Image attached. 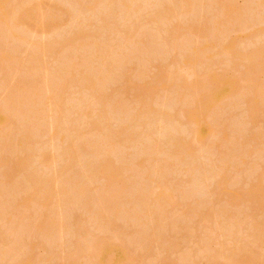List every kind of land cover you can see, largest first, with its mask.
Masks as SVG:
<instances>
[{
  "label": "rangeland",
  "instance_id": "obj_1",
  "mask_svg": "<svg viewBox=\"0 0 264 264\" xmlns=\"http://www.w3.org/2000/svg\"><path fill=\"white\" fill-rule=\"evenodd\" d=\"M123 1L124 0H46L41 5L42 8L40 6L41 10L39 8V10L34 12L33 16L34 19L37 16L36 19L27 21V29L25 28L26 30H24L25 34L24 41H22L23 43L15 40L10 41L11 43H7V45L10 46H6V48H10L8 50L6 49L7 53L4 55L0 53V70L4 69L2 66H6V69L8 68V71H6V73L8 72L7 75H5L6 73L4 74V72L3 74H0V115L4 116L6 119V123H3L1 125L2 127H0V137H3L5 134L6 136H4L8 141L10 140L9 142L12 143L14 140L12 148L9 147V150L5 148V151H0V159H3L2 162L5 161V166L4 164L2 165L0 161V195H2L0 196V203H5V205H0V230L2 229L0 233L1 237L2 233L6 234L7 231L5 228L7 225L4 223V226L3 222L9 220L14 224L13 231L17 228L16 232H18H15L17 235L16 237L14 232L11 231V227L8 226L9 229L7 227V230H10L8 232L9 234H3L5 237L7 236L8 238H6L10 241L13 239V242L11 241V244L9 243L10 247H5L3 245L0 246V264H16L15 262H17L18 259H22L23 261L29 260L32 264H113L114 262L111 258L113 259L115 256L114 251H116L117 254L120 252L119 256L122 257L120 263L117 264H264V99L260 96L264 88V64L259 73L253 72V74L249 73L245 66L246 63L244 64L241 60L238 61L237 59H234L236 61H231L233 60L232 58L231 60L228 56H224L223 58L222 55L220 58H218V56L216 58L214 57V60L209 59L211 62H206L204 61L206 58L202 54L205 51L204 47H206V45L212 41L213 43L221 41V39L219 41L216 39L222 34L221 29L223 26H225L223 31L226 32V35L223 34L224 36H222V40L226 36V38L228 37L226 41L229 42L235 39V42L238 43V45L244 41V43H242L243 45L240 44L242 46H237L238 50L245 46L248 47V36L251 33L254 36L250 35V40L259 43L260 46L251 41L254 45L250 43L249 45L251 46H249V48L245 47V53H248V51L251 52L255 49V45L263 48L264 6L262 7V5H260L261 0H230L232 5L234 3V6L230 4L232 8L234 7V9H232L234 12H232L233 14L231 15H236L237 21V15H244L242 21L239 19L241 22H235L236 19L234 20V17L231 16V20L233 21L230 22V24L226 21L227 25H224L226 23L222 24L224 19L215 22V20L217 21V19H219L220 13L224 14V12H220L221 8H218L216 5L217 0L216 2L215 0H206V2L205 0H202V2L198 0V2H201L198 4L197 0H191L193 5L196 2V5L199 8L194 5L193 7L196 6V11H194L193 8L191 11H185L186 13L179 9L180 5V8H184V4L182 5L181 3L186 0H143L144 2L142 0H136L135 5L137 4L142 11L140 10L137 12L139 9L133 11L135 14H131L130 12L129 14L131 16H128L126 13V16L128 17L125 19L128 20L130 17L128 20L129 22L125 19L123 20L125 11L121 12L119 8L120 2ZM126 1L129 2L130 0H125L124 2ZM12 2L14 1L9 0L7 6L12 5ZM74 2H77V5H75ZM138 2L142 6H140ZM213 2H215L213 4L214 6L212 5ZM218 2V5H223V3H220L222 1L218 0ZM34 3H37V0H34ZM143 3H145V5ZM93 4L98 8L96 6L95 8H90V5L92 6ZM206 4L207 6L202 7V5ZM57 6H60V9L63 7L67 10L73 18L70 15L67 16V13L66 15L63 14V9L60 11L57 10ZM87 6H89L90 9ZM260 6L262 8H260ZM168 7L170 9L173 7L177 9L178 7V14L175 12V15H177L176 18L178 19L175 20L173 18L175 15L171 17L168 23L156 19L161 14L159 11L162 9L165 10ZM201 7L205 9H202ZM243 8L244 10L242 12ZM72 11L75 13H73L74 16ZM240 11L241 13H239ZM157 12L159 14H157ZM179 12L181 16L178 17ZM182 12L184 14H182ZM236 12L239 14H235ZM77 14L79 16L78 20L76 19ZM99 14H101V16ZM47 15L51 21L52 17L60 22L62 19L61 24L59 25L58 23L59 27H56L57 31H53L55 34L57 33L56 35L53 32H50V30L48 32V30L44 29L43 25H40L41 22L47 18ZM104 15L108 16L104 17ZM42 16L44 18H42ZM69 16L71 17V20L76 19V21L74 20L75 23L70 22V20L66 21V19H69L66 17ZM100 18L102 19L99 20ZM47 19L45 20L46 22H48ZM114 19L115 24H112L114 21L112 23L111 21ZM37 20L40 22L39 26H37ZM45 21L44 23H46ZM56 21H52V24L56 25ZM77 21H80L78 23V28L76 24ZM102 21L103 23L105 22V24H103ZM116 22H118V24H116ZM154 22H156L155 25ZM213 22L217 25L222 24V28L219 29V31L221 30V33L219 34L218 30L216 31L219 34L216 33L218 37L214 34V30L216 29L213 30L214 33L208 34V32H211L210 30L213 29ZM65 24L68 25L65 26ZM85 24H87V26ZM216 24L214 26H217ZM220 27L221 25L219 27L217 26V28ZM112 28H114L115 31ZM126 28L131 29L127 30ZM133 28L137 30V33L135 32L137 35L133 33ZM159 28H161L160 31ZM166 28L170 30L167 29L168 31H166ZM188 28H191L190 30L192 31L195 29V34L193 35L194 31H191V35ZM184 29L187 31H184ZM245 29L247 30L245 31ZM80 30L81 32L84 31L87 35V42L84 40L85 43L82 40L77 42V38L75 37ZM85 30H87V33ZM118 30L120 31L118 32ZM123 30L124 32L122 33ZM125 30L128 32L130 30L132 31L134 36L132 35L130 38L133 39L130 40L129 38V40L127 39L125 41L126 38H123V36L125 37L123 34L128 33L125 32ZM164 30L165 35L164 32H162ZM185 32H188V34ZM70 34H73V36H70ZM154 34L157 35L155 36ZM159 34L162 35L160 36ZM90 35L92 37H90ZM190 35L191 37H189ZM69 37L72 38V42L75 40L73 42L74 45L75 42H77L76 46L78 50L73 44L71 48L67 46L62 47V49L64 48L65 50H62L61 45H58V43L63 44V40L66 41L67 39V41H70L68 40ZM90 39L93 42H91ZM52 42H55L53 44L57 45L52 46ZM33 43L37 49L32 45ZM78 43L81 45L79 46ZM195 43H197V45H194ZM88 44L91 47H89ZM93 44L96 46L99 44V48L103 44V49L104 46L106 49L111 46V48H108V51H102H107L105 52L106 54H103L105 57L108 55V62L110 63L101 64L102 61H99V59L104 55L102 52L99 54V51L95 49L96 46L93 48ZM186 46L189 47V49L198 46L197 50L200 51L199 53H201L205 59L202 55L195 52L194 57L192 53H189V57L191 56L192 59H194L191 64L186 55L187 51H189L188 49L185 51L187 48ZM253 46L254 48H252ZM51 47L52 50L50 49ZM90 48L93 50L90 51ZM193 49L195 51V48H192L191 50ZM41 51H44L42 56L40 53ZM61 51L62 53H60ZM83 52H85L84 54L87 56H85ZM38 53L43 58L40 59ZM65 53H72V56H70L71 54H68L69 58H64V56H66ZM80 53L83 54V57ZM89 53L93 54V57L91 54L89 55ZM32 54H35L37 57H34V59L39 58V62H42V66L40 65V68L42 67L40 71L32 69L33 67L27 68V65L30 63L32 64V62L37 64L36 61L38 60L34 62ZM109 54L113 56L111 57ZM196 54L197 57H195ZM95 55L98 56L96 57ZM99 55L101 56L99 57ZM61 56L64 59H62ZM73 57L76 58V61L79 60L80 62L79 64L81 66H79V70H81V67L86 64V61L93 63V60L99 57L96 60L97 63L94 61L93 64L87 63L88 65H85L86 68H88H83L85 71L83 72L84 78L85 76L87 78L91 75L95 80L97 77L100 78L101 75L104 78V83L102 82V84H105V86L102 84L97 85L98 87L94 85L95 92L93 93L92 89L94 86L92 87L89 84L86 85L87 83L85 82V84L82 80L80 81L79 77L76 79L78 81L71 79V83L69 82L71 85L68 84L66 86V91L65 89H62L59 92V88L54 91V93L58 92L55 96L60 94V97L58 96L60 102L52 93L55 102L58 100L59 106L63 108L61 109L53 100H47L46 97L49 96V91L45 88L44 81L48 78L49 82H54L53 78H55V81L59 86V80L63 78L62 76L65 73V69L62 68L69 66L70 62L78 64V62L72 61ZM110 57L114 60V63L112 62V64L111 61L113 60ZM195 58H197V60ZM65 59H69V61L67 60L69 63ZM186 59L188 60L187 62H189L188 65L186 62V64H184V60ZM115 60H117V62ZM66 64L67 66H65ZM113 64H116V67H114ZM119 64L122 65L120 66ZM104 67H106L105 71H103ZM98 68H100L99 71L97 70ZM109 69L113 70L110 72ZM35 70L37 72H34ZM97 71L98 73H96ZM106 72L108 74H105ZM102 74L104 76L106 75L107 78H110L107 79L109 81H106V76L104 77ZM210 76H213L214 79L212 80ZM86 80L88 81V78ZM222 80L228 82V85L226 84L227 87L224 86L226 93L224 92L225 94H222V97L218 101H214V96L217 93V90L220 92L222 86V83L220 82H223ZM74 81H76L77 84L74 83ZM72 82L74 84H72ZM53 85L56 87V84ZM100 85L103 87H100ZM27 87L33 89L35 87H38L37 89L41 87L42 89H46L45 91L48 93L44 91L46 93V95H43L44 98H46L44 99V106L46 104L48 106L46 105L45 108L49 107V104L52 106L50 107V111L46 108L48 113L45 111V115H41V113L38 115L37 110L33 109V114V110L31 109V111H28V115L26 114V116L20 118L21 115L14 117V114L12 115L6 111V96L8 97L10 95L9 93L16 94L21 92L23 88L27 91ZM55 89L57 88H53V90ZM99 89L101 90L99 91ZM49 90H52V88ZM98 91V94L100 95L97 94ZM182 93L185 95L184 97L182 96ZM30 94L32 96H30ZM52 94H50V96ZM28 96L34 98L33 93L31 92H28ZM28 96L25 95L23 97L26 98L25 100L23 99V105L25 106L29 105L28 100L31 99H27ZM61 96H63L64 100H62ZM102 96L103 98L106 96L110 99H105L109 101V106L105 104L106 101L103 100ZM95 97L100 100H97ZM55 98H57V100ZM32 100L34 99L30 100L31 104ZM45 100H47V102H45ZM4 101L6 103H4ZM114 103L117 105L115 110H113L115 106ZM36 104L34 102V108H36ZM206 104L213 105V109L211 111L207 110ZM39 105L40 104L37 106ZM55 105H57L59 113ZM84 105L89 108L88 110L90 111V114L87 113L88 117L85 116L83 118L81 116L80 108L83 110ZM141 105L144 107H141ZM23 107L24 106H22V109ZM30 107L32 108L31 105ZM107 107H112V109L110 108V110ZM140 107L142 108V111L139 112ZM146 107L154 110L150 111V114L153 112L152 116L150 115L146 117L149 115ZM25 108L28 109V107ZM144 108L147 110H143ZM76 110L77 112L79 111L80 114H77ZM25 112H27V110H25ZM29 112H32L33 115L37 116L33 117L31 113L32 116H30ZM99 112L101 116L98 114ZM165 112L168 116L163 115ZM142 113H145L143 116H145L146 120H144V122L146 124L142 122L144 118L140 121ZM160 113L166 117L163 118ZM40 115L44 118L42 119ZM136 116H138L137 119L139 121L135 119ZM42 120H44V122ZM27 121L30 122V124L33 121L31 125L35 122V127L33 125L31 131L33 134L30 135L31 139L29 138V144L25 145L20 150L22 145L19 143L16 144L15 139L17 138L19 141L22 137H20V134L22 133L21 131H23L22 128H25V125L29 124ZM36 122H38V124H36ZM41 123L42 128H39ZM159 123L160 126L158 125ZM100 124H103V128H101L102 125ZM96 125L99 126V129L103 133L100 132V130H98L99 134L97 133V130L93 127H96ZM36 126L38 129L34 131ZM63 127L68 130L70 129L69 131L71 135L65 136L67 130ZM74 129H78V131H76L79 132L78 135L76 132L75 134H73L74 132H71V130ZM124 129H126V131H123L125 133L120 135L118 131L121 130L120 133H122V130ZM61 131L62 133L64 131L62 136L65 134L64 136L67 137L65 138L66 140H61L59 134V137L57 136V133H60ZM117 135H120V137ZM222 135L224 139L222 138ZM257 135L262 136L261 142H263V145L262 143L260 145L257 144V140L251 141L252 138ZM72 136H75V139L77 138L76 142H74L75 140H72L73 142H71V139H74ZM53 137H58V139L55 138L53 140ZM6 138H3V140L5 139V142ZM107 139H111L109 140L111 142L109 143ZM175 141H178L177 144H175ZM245 141L246 143H244ZM69 142L70 144L73 143V145L78 144L77 146H74L76 149L71 148L73 151L70 150ZM89 142H94V145ZM248 142H251V144ZM85 143V148L87 145H89V147L92 145L93 147L90 149L89 147L88 149H84L82 144ZM111 143L112 149L108 152L112 153L108 156L109 153L104 154V148ZM243 143L248 148H246ZM8 144H6V146ZM15 144L19 150L16 149L17 147ZM96 145L99 150L103 148L101 150L102 152L99 150H93V152L96 151V153L92 152V149ZM181 146L184 148L182 149V152L185 150V154L181 153V155H179L180 157H178L177 152H179ZM241 146L245 147L247 150ZM249 148H251V150ZM77 149L78 151H76V154L78 152V158L75 155V150ZM94 149L97 148L95 147ZM70 151L74 152L73 155L76 156L77 164L75 163L76 161L74 164L71 162L73 165L69 163ZM88 151H90V153ZM244 151L246 153L248 151L249 153L245 154ZM91 152L93 154L92 156H90ZM104 157L106 159H112L111 161H114L113 163H115L114 166L119 169L121 167L123 171L120 169L122 172L120 173L119 178L115 179L116 182H113L114 184L112 183V185H110L111 187L109 186L110 190H108V188L107 191H105L101 187V181L105 183L104 180H98V182L94 181L95 183H91V187L86 184L87 187H89L87 194L91 192L90 194H92V196L90 197V194H85L86 196L83 198L82 196L84 194L80 195L81 193H79L80 191L78 189L79 186L76 187L78 181L81 183V180H78V178H81V176L84 178L82 173L84 170L82 171V169L87 168V166L91 167V163H93V165L94 163L97 164V162L102 161ZM140 159L143 165L140 164V166H137L136 163H138ZM18 162L21 163L19 164ZM43 162L48 165L47 167L49 169L46 165H43ZM17 165H21V167L18 168ZM221 172L222 174L224 172L223 176ZM54 175L60 180L59 182L57 181L58 185L60 184L62 186L64 185L63 187H66L64 188L65 190H63L64 195L61 194L62 197H60V200L62 198L61 201L64 202L65 200V202L69 204L64 205L65 202L63 203L60 201L59 205L56 203L53 207L49 206L47 211L45 209L43 212L41 211L42 208L40 209V207L34 202L21 205L17 210L11 209L12 206L10 202L12 201H10V199L15 198V201L13 202H17L16 200L18 198H16L15 195H17V197L20 196L18 195L19 191H22L20 194L23 195L25 192L23 189L25 190L29 186L28 189L31 188V181L28 183L29 180L37 177L46 180L45 177L53 178ZM202 175L208 177L203 178ZM74 178L76 179V182H73L75 181ZM201 180L203 181L201 182ZM84 181L85 180L82 179V183ZM55 185L56 187L58 186L57 184ZM16 186L17 188L19 187L18 191ZM68 186H70L69 188H72L69 189ZM57 188L60 190V187ZM98 191H105L106 193L109 191L108 195L112 197L105 196L106 193L104 194L105 197L114 198L115 196L114 199L120 201L118 202L116 200L119 204V209H117V213L114 212L115 215L112 216L115 217L111 218V220L113 219L114 221V227H118V231H114V227L112 228L113 231L110 232L108 231L110 229H106L107 232L104 229L100 207L103 209L105 208L97 200L102 195L99 192L100 197L97 196ZM149 192L150 194H153V196H160L159 199L161 200V202L157 200L158 202H155L156 204L154 201H150L151 204L148 203L149 206H152L150 208L153 209L154 207L155 209V206H157L158 203H163L164 200L171 201L170 205L164 215H161L160 218L157 217L158 220H141L140 222H137L134 218H130L132 210L136 207L139 208L140 206L137 205V202V204L134 202L141 197H147L145 194ZM70 194L72 196H70ZM57 196L58 194L56 197ZM137 196L140 197L137 199ZM65 197L68 199L70 197V200H72L71 197L74 198L72 202L67 199L71 202L70 203L66 201V199L63 200ZM94 199H96L97 202H95ZM93 200L97 205H95ZM108 201L106 202L108 203ZM13 202L12 205L15 206ZM17 203H15V207L19 206V203ZM98 203L99 206L101 205L100 207L98 206ZM153 204H155V206H153ZM55 205L59 208L55 207ZM115 205L118 207L116 203ZM131 206L134 207L132 208ZM106 207L108 208V206ZM51 208H55V210H51ZM12 210L15 213L12 212ZM128 210H130V212ZM40 211L42 214L46 213L45 216L47 215L46 217L48 218L50 216L52 219L55 217L56 219L54 218V220L58 223L60 220L62 224L63 222L65 223L63 224V227L60 226L61 229L58 228V231L61 234L56 233L57 230H55L56 235L54 233L49 234V232L52 231L47 232V236L50 235L49 237H53L55 241L53 238H48L46 236V233H44L46 230L38 229L37 226L39 225L42 227V225L49 224L47 222H45L46 224L43 223L46 217L40 214ZM48 211L49 213H47ZM53 211L55 215H53V213L50 214V212ZM197 212H202L206 216L205 219H199L197 217ZM126 213L131 215L128 217ZM48 214L50 216H48ZM154 214H157V211L154 212ZM104 215L106 214L104 213ZM107 215H109V213H107ZM3 217L5 218V221ZM153 217L155 218V216ZM41 218L43 219L42 222ZM73 219H75L77 223L79 222L81 227L80 225L77 227V224H75V227H72L74 226L72 225L73 222L71 223L69 221H72ZM97 219H100V222ZM68 222L71 225H68L69 227L67 226ZM9 224L11 225V223ZM98 224H100L105 232L101 230L102 228H100V226L97 227ZM57 227L59 226H56L55 228ZM62 228L68 230L67 233H65V230L63 231L64 235H62L63 232L60 231L63 230ZM44 229L46 228L44 227ZM10 232H13V235ZM57 234L58 236H63L61 237L62 239L60 238L61 241L59 240L62 245L59 244L60 242L58 241L59 238ZM20 238L25 244H27V246L26 250H24L25 248H23V245L25 246V244H22V240V243H17L19 246L22 244L20 247H22L25 252H21L22 248L21 251L19 250L22 255L20 254L19 256L16 254L18 252H15L14 254L17 255L15 259L16 255L12 254V247H15V245L13 246L14 239L19 242ZM1 240L2 239L0 238V243L2 242ZM6 242L5 244H7ZM56 243L59 245L57 248L58 250L56 249ZM31 244H33V246ZM28 245L32 246L31 250ZM100 245L105 247V250L109 255H106L107 257H103L102 260L98 261L99 255L96 254L95 249ZM2 247L5 248L3 249ZM16 249L17 247L14 248L15 251ZM53 253L55 254L53 255Z\"/></svg>",
  "mask_w": 264,
  "mask_h": 264
},
{
  "label": "bare ground",
  "instance_id": "obj_2",
  "mask_svg": "<svg viewBox=\"0 0 264 264\" xmlns=\"http://www.w3.org/2000/svg\"><path fill=\"white\" fill-rule=\"evenodd\" d=\"M12 1H14V2H12L11 4L12 5H8L7 6V2H9V0H0V53L2 54V55H4V54H6L7 52V50L8 49H10V48H6V46H10V45H7V43H11L10 41H13V40H15V41H24V30H26L27 28H26V25H27V21L28 20H33L34 19V12L35 11H37V10H39V8H40V6L46 1V0H37V3H34V0H12ZM95 1H97V0H95ZM101 1V0H100ZM120 1V0H119ZM125 1V0H124ZM120 2V11L121 12H124L125 11V15H124V18H123V20L126 18L127 19V17L130 15L129 13L131 12V14H135V12H133V11H137L138 9H139V7H138V5L136 6L135 5V1L136 0H130L129 2L128 1H126V2ZM143 1V0H142ZM142 1H140V2H142ZM145 1V0H144ZM143 1V2H144ZM147 1V0H146ZM168 1V0H167ZM183 1V0H182ZM196 1V0H195ZM194 1V2H195ZM201 2H202V0H200ZM204 1V0H203ZM219 1H222V2H220V3H223V5L221 4V5H218L217 4V2H218V0H217V2H216V0H215V2H216V5L218 6V8L220 7L221 9V11L220 12H224V14L222 13H220V17H219V19H217V21L215 20V22H219V20L221 19H224V21L222 22V24H224V23H226V24H224V25H227V22H228V24H230V22H232L233 20H231V16H233V15H231V14H233L232 12H234L232 9H234V7L232 8V6H234V3H233V5L231 4V1L230 0H219ZM257 1H259V0H257ZM149 2V1H148ZM184 2V1H183ZM181 3L183 6H184V8L183 7H181L180 8V6H179V9H181L180 11H183V12H187V11H191V9H193L194 11H196V2L194 3V5H196L195 7H193L194 5H193V3L191 2V0H186L184 3ZM201 2H198V0H197V4L198 3H201ZM205 2H206V0H205ZM215 2H213L212 3V5L215 3ZM230 2V3H229ZM77 2H74V4L75 5H77L76 4ZM94 3V2H93ZM96 3V2H95ZM121 3H122V5H121ZM139 3V2H138ZM177 3V2H176ZM204 3V2H203ZM219 3V2H218ZM261 3V4H260ZM259 4L260 5H262V7L264 6V0H261V2H260ZM140 4V3H139ZM144 5H145V3H143ZM175 4V3H174ZM178 4V3H177ZM208 4V3H207ZM207 4L206 5H202V7L203 6H207ZM232 6H231V5ZM97 5H98V2H97ZM209 5V4H208ZM96 6V5H95ZM95 6H94V4L91 6L90 5V8H95ZM140 6H142L141 4H140ZM178 6V5H177ZM214 6V5H213ZM88 8H89V6H87ZM86 7V8H87ZM97 7V6H96ZM201 7V8H202ZM261 6H260V8H262ZM41 8H42V6H41ZM41 8H40V10H41ZM55 8H56V6H55ZM89 8V9H90ZM98 8V7H97ZM197 8H199L198 6H197ZM63 9V10H62ZM100 9V8H99ZM172 9H176V8H166L165 10H161V11H159L161 14L159 15V17H157L156 19H158V20H162V21H166L167 23H168V21L171 19V17L173 16V15H175V12L178 14V11H179V9H178V7H177V9L176 10H172ZM202 9H205V8H202ZM223 9V10H222ZM57 10H62V12H63V14H65L66 15V13H67V16L68 15H70L69 14V12L67 11V10H65L63 7H61V9H60V6L58 7L57 6ZM88 10V9H87ZM94 10V9H93ZM97 10V9H96ZM95 10V11H96ZM142 11V9H139L137 12H139V11ZM178 10V11H177ZM243 10H244V8L242 9V12H243ZM65 11V12H64ZM67 11V12H66ZM86 11V10H85ZM193 11V12H194ZM88 12H90V11H88ZM99 12V11H98ZM119 12V11H118ZM136 12V13H137ZM182 12V14H184ZM185 12V13H186ZM47 13V12H46ZM74 12L72 11V14H73ZM78 13V12H77ZM95 13V12H94ZM93 13V14H94ZM107 13H108V11H107ZM114 13H115V11H114ZM128 14V16H126L127 14ZM239 13H241V11L239 12ZM239 13H235V14H239ZM246 13V12H245ZM48 14V13H47ZM75 14V13H74ZM74 14H73V16H74ZM92 14V15H93ZM102 14V13H101ZM101 14H99L100 16H101ZM111 14V13H110ZM112 14H113V12H112ZM137 14H139V13H137ZM157 14H159L158 12H157ZM188 14H190V13H188ZM243 14V13H242ZM247 14V13H246ZM43 15H46V14H43ZM244 15V14H243ZM243 15H237V17H238V21H237V18H236V15L235 16H233L234 17V20L236 19V21L235 22H241L242 21V17H243ZM40 16V15H39ZM71 17H72V15H70ZM66 17V18H69V19H66V21L67 20H70V22H73V23H75L74 22V20L76 21V19L78 20L79 18V16H78V14H77V18L76 19H70L71 17ZM97 16H98V14H97ZM106 16H108V15H104V17H106ZM117 16H118V14H117ZM116 16V17H117ZM131 16V15H130ZM176 16L177 15H175V16H173V18L176 20V19H178V18H176ZM179 16H181V14H180V12H179V15H178V17ZM221 16H223V17H221ZM37 17V16H36ZM36 17H35V19H36ZM51 17V16H50ZM57 17V16H56ZM62 17V16H61ZM110 17V16H109ZM233 17H232V19H233ZM42 18H44L43 16H42ZM47 18H48V15H47ZM47 18H45V20L47 19ZM73 18V17H72ZM96 18V17H95ZM103 18V17H102ZM102 18H100L99 20H101ZM111 18V17H110ZM113 18V17H112ZM115 18V17H114ZM119 18H121V17H119ZM153 18V17H152ZM172 18V19H173ZM245 18V17H244ZM34 19V20H35ZM39 19V18H38ZM54 18L52 17V21L54 22V21H56L55 19L53 20ZM58 19V18H57ZM125 19V20H126ZM130 19V17L128 18V20ZM154 19V18H153ZM155 19V20H156ZM239 19H241V21H239ZM44 20V21H45ZM128 20H126V21H128ZM157 20V21H158ZM39 20H37V22H38ZM42 21V20H41ZM44 21L43 22H41V24H40V22H38V25L37 26H39V24L42 26L43 25V27H44V29L45 30H48V32H49V30H50V32H53L54 30V32H56L57 30H56V27H59V25L61 24V22H62V19H61V22L58 20V21H56L55 23H56V25L55 24H52V21H51V19L49 20V18L47 19V21L48 22H46V23H44ZM49 21H50V23H49ZM81 21V20H80ZM80 21H77V28H78V23L80 22ZM114 21V23H112ZM117 21V20H116ZM151 21H152V19H151ZM227 21V22H226ZM69 22V23H70ZM107 22V21H106ZM119 22V21H118ZM118 22H116V24H118ZM123 22V21H122ZM129 22V21H128ZM171 22H172V20H171ZM171 22H169V23H171ZM44 23V24H43ZM49 23V24H48ZM58 23H59V25H58ZM68 23V24H69ZM83 23V22H82ZM87 23V22H86ZM102 23H103V21H102ZM111 23L112 24H115V19L114 20H112L111 21ZM130 23H132V22H130ZM155 23L156 22H154V25H155ZM158 23V22H157ZM162 23H164V22H162ZM68 24H65V26L66 25H68ZM81 24V23H80ZM84 24V23H83ZM103 24H105V22L103 23ZM126 24V23H125ZM158 24H160V23H158ZM172 24H173V22H172ZM216 24V23H215ZM214 24V22H213V29H211L210 31L211 32H208V34L210 33H214V31H215V35H217L218 34V32H219V34L221 33V30H222V34H220V37L218 38V39H216V40H220L221 39V41H219V42H214L213 43V41L211 42V43H209L208 45H206V47H204L205 49V51L202 53L204 56H205V58L207 59H205L204 57H203V55L201 54V53H199L200 51L199 50H197L198 48V46H196V47H192V48H195V51H194V49L193 50H191V49H189V47H187L186 49H185V51L188 49L189 51H187V57L189 58V62L191 63L194 59H192V57L190 56L189 57V53H192V55H193V57H194V55H195V53H197V54H200V55H202V57L205 59L204 61H210L209 59H211V60H214L217 56H218V58H220V56H222L223 55V58H224V56H228V57H230V60H231V58L233 59V60H231V61H236V60H234V59H237L238 61L239 60H241L242 62H244V64H245V66L247 67L246 69H248V71H249V73H253V72H256V73H259L260 71H261V67H262V65L264 64V46H263V48H260L259 46H260V44L259 43H256L255 41H253V40H250V38H251V36L250 35H253L252 33L251 34H249V36H248V38H249V40L247 41V45H248V47L247 46H245L246 48H249V46H251V45H249L250 43L251 44H253L251 41H253L255 44H257V45H259V46H257V45H255L256 46V48L255 49H251L252 51L251 52H249L248 51V53H245V47L244 48H242V49H237V46L239 47V45L240 44H242V43H244V41L242 42V43H240L239 45H238V43H236L235 42V39L234 40H231V41H226V39L228 38H226V36L224 37V39L222 40V36H224V35H226L225 33V31H223L224 29V27L225 26H223V28H222V24H220L221 25V27L220 28H217V26L219 27L220 25H217V26H214L215 25ZM51 25V26H50ZM86 26H87V24H85ZM84 25V26H85ZM107 25V24H106ZM127 25V24H126ZM133 25V24H132ZM157 25V24H156ZM63 26V25H62ZM80 26H82V25H80ZM79 26V27H80ZM103 26V25H102ZM161 26V25H160ZM166 26V25H165ZM171 26V25H170ZM103 27H105V26H103ZM129 27V26H128ZM136 27V26H135ZM134 27V28H135ZM167 27V26H166ZM191 27V26H190ZM216 27V28H215ZM26 28V29H25ZM60 28H61V26H60ZM106 28V27H105ZM108 28V27H107ZM118 28V27H117ZM133 28V33H137V30H135ZM137 28H138V26H137ZM158 28V27H157ZM165 28V27H164ZM164 28H162V29H164ZM176 28V27H175ZM174 28V29H175ZM178 28V27H177ZM212 28V27H211ZM222 28V29H221ZM255 28V27H254ZM258 28V27H257ZM263 28H264V25H263ZM85 29V28H84ZM87 29V28H86ZM112 29H114V28H112ZM127 30H129V29H131V28H126ZM160 29L161 28H159V31H160ZM168 28H166V31H168V30H170V29H168ZM191 29V28H190ZM189 28H188V31L190 30ZM193 29V28H192ZM214 29H216V30H214ZM219 29H221L220 31H219ZM250 29V28H249ZM256 29V28H255ZM127 30H125V32H128ZM214 30V31H213ZM218 30V32H216ZM247 29H245V31H246ZM251 30V29H250ZM83 31V30H82ZM87 30H85V32H86ZM114 31H115V29H114ZM120 30H118V32H119ZM131 31V30H130ZM128 32V33H126V34H123V35H125V37L123 36V38L125 39V41L128 39L129 40V38L130 37H132V31L131 32ZM184 31H187L186 29H184ZM192 30H190V32H191ZM194 31V32H193ZM193 35L195 34V29H193ZM242 31V30H241ZM256 31H257V29H256ZM53 32V33H54ZM117 32V31H116ZM124 32V30L122 31V33ZM162 32H164V35H165V30L164 31H162ZM170 32V31H169ZM168 32V33H169ZM190 32H189V34H190ZM192 32H191V35H192ZM197 32V31H196ZM87 33V32H86ZM135 33V35H137ZM140 33V32H139ZM138 33V34H139ZM157 33H158V31H157ZM167 33V32H166ZM186 33V32H185ZM217 33V34H216ZM253 33H254V31H253ZM256 33H258V32H256ZM55 34V33H54ZM57 34V33H56ZM55 34V35H56ZM74 34H76V33H74ZM89 34V33H88ZM186 34H188V32L186 33ZM200 34V33H199ZM213 34V35H214ZM218 34V35H219ZM224 34V35H223ZM47 35V34H46ZM155 35V34H154ZM157 35V34H156ZM155 35V36H156ZM160 36L162 35V34H159ZM191 35L189 36V37H191ZM218 35H217V37H218ZM257 35V34H256ZM70 36H73V34L71 35L70 34ZM75 36V35H74ZM134 36V35H133ZM247 36H246V38H247ZM254 36V35H253ZM76 38H77V42L78 41H83L84 43H85V41H86V38H87V35L84 33V31L83 32H81V30H80V32L78 31V35L77 36H75ZM74 37V38H75ZM90 37H92L91 35H90ZM137 37V36H136ZM164 37V36H163ZM161 37L162 39H164V38H166V37ZM168 37V36H167ZM216 37V36H215ZM257 37V36H256ZM67 38V37H66ZM73 38V39H74ZM153 38H154V36H153ZM158 38V37H157ZM65 39V38H64ZM72 38H68V40H70V41H67V39H66V41L65 40H63V44H61V43H58V45L60 46L61 45V49H62V47H72L73 45H74V41L75 40H73V42H72V40H71ZM131 39H133V38H130V40ZM136 39V38H135ZM155 39V38H154ZM160 39V38H159ZM161 39V40H162ZM245 39V38H244ZM258 39V38H257ZM85 40V41H84ZM166 40V39H165ZM58 41V40H57ZM90 41H91V39H90ZM133 41V40H132ZM177 41V40H176ZM51 42V41H50ZM59 42V41H58ZM64 42H66V43H64ZM69 42V43H68ZM77 42H75V45L74 46H76L77 45ZM87 42V41H86ZM89 42V41H88ZM91 42H93V41H91ZM162 42V41H161ZM169 42H170V40H169ZM190 42V41H189ZM23 43V42H22ZM53 43H55V42H52L51 44H52V46L53 45H57V44H53ZM82 43V42H81ZM125 43V42H124ZM128 43H129V41H128ZM164 43V42H163ZM166 43H168V42H166ZM264 43V42H263ZM73 44V45H72ZM79 44V43H78ZM92 44V43H91ZM101 44V43H100ZM192 44H193V42H192ZM30 45H31V43H30ZM33 46H34V43L32 44ZM35 45H36V43H35ZM62 45H65V46H62ZM81 44H79V46H80ZM98 46H99V44H97ZM103 45V44H102ZM102 45L100 46V48L98 47V46H96V45H94L93 44V48H94V46H96V48L95 49H97L99 52V54L103 51V50H107L108 51V48L110 47L111 48V46H109L107 49H106V47L104 46V49L102 48ZM105 45V44H104ZM177 45V44H176ZM194 45H197V43H195ZM243 45V44H242ZM242 45H240V46H242ZM254 45V44H253ZM262 45H264V44H262ZM88 46H89V44H88ZM88 46H86V47H88ZM166 46H168V45H166ZM169 46H170V44H169ZM168 46V47H169ZM34 47H36V46H34ZM85 47V48H86ZM89 47H91V46H89ZM174 47H175V42H174ZM191 47V46H190ZM73 48H75V47H73ZM79 48V47H78ZM83 48V47H82ZM81 48V49H82ZM171 48V47H170ZM241 48V47H240ZM252 48H254V46L252 47ZM7 49V50H6ZM36 49H37V47H36ZM51 50H52V47L50 48ZM64 49V48H63ZM62 49V50H63ZM76 49H77V46H76ZM75 49V50H76ZM84 49V48H83ZM88 49V48H87ZM91 49V48H90ZM95 49H94V51H95ZM42 50H44V49H42ZM65 50V49H64ZM72 50V49H71ZM78 50V49H77ZM80 50V49H79ZM93 49H91L90 51H92ZM241 50V51H240ZM250 50V49H249ZM107 51H104V52H102V54L103 53H105V52H107ZM109 51H110V49H109ZM243 51V52H242ZM53 52V51H52ZM65 52V51H64ZM68 52H69V50H68ZM73 52H74V50H73ZM78 52V51H77ZM79 52H81V51H79ZM112 52V51H111ZM117 52V51H116ZM195 52V53H194ZM41 53V56H42V54L44 53V51L42 52H40ZM49 53V52H48ZM60 53H62V51L60 52ZM85 52H83V54H84ZM66 54V53H65ZM68 54H71L70 56H72V53H68ZM68 54H66V56H64V58L66 57V58H69L68 57ZM81 55H82V57H83V54L82 53H80ZM91 53H89V55H90ZM106 54V53H105ZM189 54V55H188ZM197 54H196V56L195 57H197ZM35 55V54H34ZM33 54H32V57H33V60H34V62L36 61V60H38V61H36L37 62V64L36 63H33L32 62V64L30 65H27L26 67L27 68H30V67H33L32 69H37V71L39 70L40 71V69L42 68H40V65L42 66V62H39V58L38 59H34V57H36V55H37V53H36V55L34 56ZM85 56H87L86 54H84ZM92 55V57H93V54H91ZM104 55V54H103ZM110 56H111V54H109ZM40 56V54L38 53V57H40V59L41 58H43V57H41ZM84 56V57H85ZM96 56V55H95ZM98 56V55H97ZM96 56V57H97ZM101 55H99V57H100ZM108 55H106V57H105V55L104 56H102L100 59H99V61L101 60L102 61V63L101 64H108V63H110V62H108V57H107ZM113 56V55H112ZM111 56V57H112ZM120 56V55H119ZM81 57V56H80ZM90 57V56H89ZM98 57V58H99ZM110 57V58H111ZM117 57V56H116ZM201 57V56H200ZM215 57V58H214ZM37 58V57H36ZM61 58H62V56H61ZM64 58H62V59H64ZM72 58V57H71ZM97 58V59H98ZM115 58V57H114ZM213 58V59H212ZM222 58V57H221ZM74 59V60H73ZM73 59H72V61H76L75 59V57H73ZM78 59V58H77ZM86 59V58H85ZM96 58H95V60H93V63H94V61H96L97 60ZM112 59V58H111ZM117 59V58H116ZM185 59V58H184ZM191 59V60H190ZM196 60H197V58H195ZM198 59H199V57H198ZM201 59V58H200ZM66 61L68 60L69 61V59H65ZM80 60H82V61H86V60H83V59H80ZM88 60H90V59H88ZM92 60V59H91ZM113 60V59H112ZM195 60V61H196ZM217 60V59H216ZM220 60V59H219ZM223 60V59H222ZM41 61V60H40ZM67 61V62H68ZM116 62H117V60H115ZM118 61H119V59H118ZM188 60L186 59V60H184V64H186L187 63V65L189 64V62H187ZM199 61H201V60H199ZM203 61V60H202ZM203 61V62H204ZM4 62V61H3ZM59 62H60V59H59ZM62 62V61H61ZM76 62H78V64L77 63H75V62H68L70 65L69 66H67V64L65 65V66H67V67H65V68H62V67H60V68H62V69H65V73L63 74V78H59L60 80V84H59V86L57 85V83H56V81H55V78H53L54 79V82H49V80H48V78H46L45 79V81H46V84H45V81H44V85L46 86L45 88L46 89H48L47 91H49V93L48 92H46L45 90V88L44 89H42L41 87H39V89H37L36 87L33 89V88H29V87H27L28 88V90L26 91V89H22L21 90V92H18V93H16V94H13V93H9L8 95V97L6 96V98L5 99H7V100H5L4 101V103H6V108L5 109H7L6 111H8V113H11L14 117H16V116H19V115H21V117L20 118H22L23 116H26V114L28 113V111L30 110L31 111V109L33 110H37V113H38V115L41 113V115H45V111H46V108H48V110L50 111V107H52V106H50V104H49V107H46L45 108V106L47 105H45L44 106V99H46L47 98V100H53L54 102H55V100H54V96L56 95V94H58V92L57 93H54V91H56V90H58V88L60 89L59 90V92L63 89H65V91H66V86L68 85V84H70L71 83V81L72 80H76L77 79V77H79V79H80V81L82 80L86 85H91L92 87L95 85V86H97V85H99V84H102V82H103V80H104V78L100 75V78H98L97 77V75H96V77H94V78H96L95 80L92 78V76L90 77V76H88L87 78H88V81L86 80L87 78H86V76H85V78H84V73L83 72H85L84 70H83V68L84 69H87L86 68V66L88 65L87 63H89L90 61H86L85 63V65L84 66H82L81 68V70H79V66H81L79 63V60L78 61H76ZM112 62L114 63V60L113 61H111V64H112ZM186 62V63H185ZM211 62V61H210ZM39 63V64H38ZM66 63V62H65ZM73 63H75V64H73ZM84 63V62H83ZM93 63H89V64H93ZM95 63H97V61L95 62ZM61 64V63H60ZM62 64H63V62H62ZM101 64H100V68H101ZM117 64V63H116ZM116 64H113L114 65V67H116L115 65ZM192 64V63H191ZM190 64V65H191ZM36 67H34V66ZM37 65V66H36ZM98 65V64H97ZM120 66L122 65V64H119ZM61 66V65H60ZM63 66V65H62ZM90 66V65H89ZM99 66V65H98ZM106 66V65H105ZM120 66H118L119 68H121ZM185 66V65H184ZM2 67H4V69H2V70H0V74H3V72H4V74L6 73V71H8L7 69H6V66H2ZM188 67V66H187ZM187 67H186V69H187ZM39 68V69H38ZM100 68H98L97 70L99 71V69ZM110 68V67H109ZM6 69V70H5ZM104 70L103 71H105L106 70V67H104L103 68ZM108 69V68H107ZM116 69V68H115ZM114 69V70H115ZM118 69V68H117ZM61 70V69H60ZM110 70V69H109ZM108 70V71H109ZM111 70H113V69H111ZM111 70H110V72H111ZM119 70V69H118ZM36 70L34 71V72H37ZM62 71V70H61ZM98 71L96 72V73H98ZM102 71V70H101ZM102 71V72H103ZM107 71V72H108ZM247 71V70H246ZM33 72V73H34ZM60 72V71H59ZM63 72V71H62ZM105 73V74H108V73ZM114 72V71H113ZM8 73V72H7ZM7 73L5 74V75H7ZM89 73V72H88ZM96 73H94V74H96ZM93 74V75H94ZM254 74V73H253ZM87 75V74H86ZM103 75V74H102ZM104 76V75H103ZM106 76V75H105ZM104 76V77H105ZM109 76H110V74H109ZM108 76V77H109ZM60 77V76H59ZM89 78H92V79H89ZM210 78L213 80L214 78H213V76L211 77L210 76ZM209 78V79H210ZM51 79V78H50ZM56 79H58V78H56ZM72 79V80H71ZM107 79H110V78H107V76H106V81H109V80H107ZM48 80V81H47ZM224 80V79H223ZM222 80V81H223ZM58 81V80H57ZM76 81H78V80H76ZM76 81H74V83H76L77 84V82ZM226 81H228V80H226ZM49 83V85H48V83ZM70 82V83H69ZM73 82H72V84H74ZM104 83V82H103ZM106 83V82H105ZM220 83H222V86H221V89H220V92L217 90V93L215 94V96H214V101H218L221 97H222V94H225L226 93V91L224 90V86H226L227 87V83L228 82H225V81H223V82H220ZM53 84H56V87H55V85H53ZM227 84V85H226ZM51 85V86H50ZM71 85V84H70ZM82 85V84H81ZM103 85V84H102ZM52 86H54V87H52ZM95 86L93 87V93L95 92V90H94V88H95ZM103 86H105V84L103 85ZM103 86H101L100 85V87H103ZM47 87H49V88H47ZM52 88V90H49V89H51ZM98 87V86H97ZM96 87V88H97ZM264 87V86H263ZM53 88H57V89H55V90H53ZM68 89V88H67ZM29 90H31V91H29ZM34 90V91H33ZM101 89H99V91H100ZM48 93L49 94V96L48 97H46V98H44V96L43 95H46V93ZM51 91H53V92H51ZM65 91H62V92H65ZM96 91H97V89H96ZM99 91L97 92V94L99 93ZM28 92H31V93H33V97L34 98H32V97H30V96H32L31 94H30V96H28ZM51 92V93H50ZM102 92V91H101ZM225 92V93H224ZM43 93V94H42ZM54 94V96H53V94ZM50 94H52L51 96H50ZM183 94V93H182ZM181 94V95H182ZM28 96L27 97V99H29V98H31V99H34V100H32L31 102H32V104L30 103V100H28V102H29V105L28 106H25V105H23L24 104V100L26 99V98H23L24 96ZM98 95H100V94H98ZM97 95V96H98ZM58 96L60 97V94L59 95H57V96H55V97H57L58 98ZM104 96V95H103ZM103 96H102V98H103ZM183 97L185 96L184 94L182 95ZM260 96H262V99H264V88H263V91H262V93H261V95ZM57 98H55L56 100H57ZM61 98H62V100H64V98H63V96H61ZM97 100H100L99 98H97V97H95ZM108 99V97H106L105 96V98H103V100H105V99ZM186 98V97H185ZM22 99V100H21ZM24 99V100H23ZM59 99V102H60V98H58ZM181 99V98H180ZM179 99V100H180ZM47 100H45V102H47ZM108 100H110V99H108ZM108 100H105L106 101V103L105 104H107V106H109L108 105ZM35 102V104H36V108H34V102ZM40 101V102H39ZM183 101V100H182ZM100 102V101H99ZM51 103V102H50ZM55 103H57V105H58V107H60L59 106V104H58V100H57V102H55ZM62 103V102H61ZM101 103V102H100ZM104 103V102H103ZM110 103H111V101H110ZM38 104H40L39 106H37ZM102 104V103H101ZM100 104V105H101ZM115 104V103H114ZM30 105L32 106V108L30 107ZM57 105H55V107H56V109L58 108L57 107ZM5 106V105H4ZM22 106H24L23 107V109L25 108V107H28V109H24V111H23V109H22ZM48 106V105H47ZM54 106V105H53ZM61 106H62V104H61ZM145 106H147V105H145ZM85 105H84V109L82 110V108H80V110H81V116L84 118L85 116H87V113H89L90 114V111L88 110L89 108H87L86 107V109H85ZM106 107V106H105ZM115 107L117 108V105L115 104V106H114V108H113V110H115ZM141 107H144V106H142L141 105ZM140 107V109H139V112L140 111H142L141 108ZM206 107H207V110H209V111H211L212 109H213V105H209V104H206ZM61 109H63L62 107H60ZM108 109H112V107H107ZM147 108V107H146ZM146 108H144L143 110H145ZM110 109V110H111ZM148 109V108H147ZM146 109V110H147ZM25 110H27V112H25ZM34 110H33V114H34ZM52 110V109H51ZM112 110V111H113ZM57 111H58V113H59V110L57 109ZM70 111V110H69ZM89 111V112H88ZM150 111H154L153 109L151 110L150 108L147 110V112H149L148 114L149 115H147L146 117H148V116H152L153 114V112H151V114H150ZM44 112V113H43ZM47 112V111H46ZM75 112V111H74ZM73 112V113H74ZM146 112V111H145ZM32 114V112H29V114ZM36 113V112H35ZM43 113V114H42ZM48 113V112H47ZM61 113V112H60ZM71 113V112H70ZM76 113L78 114L79 113V111L77 112V110H76ZM75 113V114H76ZM109 113H111V112H109ZM156 113V112H155ZM154 113V114H155ZM166 113V112H165ZM163 113V115H167L168 116V114L166 113ZM30 114V116H32ZM68 114H69V112H68ZM80 114V113H79ZM98 114H100V112L98 113ZM143 114H145V113H142L141 115H142V117H141V120L140 121H142V118H144L143 119V121L142 122H144V120H146L145 119V116H143ZM161 115H162V113H160ZM28 115V114H27ZM40 115V117H42ZM162 115V116H163ZM34 116H37V115H33V117ZM80 116V115H79ZM97 116V115H96ZM100 116H101V114H100ZM100 116H98V117H100ZM105 116V115H104ZM132 116V115H131ZM40 117H38V118H40ZM88 117V116H87ZM86 117V118H87ZM106 117V116H105ZM137 117L138 116H136L135 117V119H137ZM140 117V116H139ZM164 117H166V116H163V118ZM36 118V117H35ZM38 118H37V120H38ZM44 117H42V119H43ZM80 118V117H79ZM83 118H81V119H83ZM160 118V117H159ZM26 119V118H25ZM101 119V118H100ZM147 119H149V118H147ZM27 120V119H26ZM30 120V119H29ZM36 120V121H37ZM45 120V119H44ZM44 120H42L43 122H44ZM101 120H103V119H101ZM107 120H108V118H107ZM138 120V119H137ZM153 120V119H152ZM151 120V121H152ZM31 121V120H30ZM139 121V120H138ZM160 121V120H159ZM28 122V121H27ZM148 122H150V121H148ZM147 122V123H148ZM3 123H6V119H5V117L4 116H1L0 115V127H2L1 125L3 124ZM29 124H30V122H28ZM32 123H33V121H32ZM31 123V124H32ZM40 123V122H39ZM145 123V122H144ZM246 123V122H245ZM29 124H27V125H25L26 127L24 128H22V130L23 131H21L20 133L21 134H23V135H21L20 133V139H19V141L17 140V138L15 139L16 140V144H21L19 147H20V150H21V148L22 147H24L25 145H28L29 144V140L31 139V137H30V135L31 134H33V133H31V131H32V129H33V125L35 124V122H34V124L33 125H29ZM36 124H38V122H36ZM146 124V123H145ZM162 124V123H161ZM100 125H102L101 126V128H103V124H100ZM159 126H160V123L158 124ZM23 126H24V124H23ZM37 126H39V125H37ZM36 126V129H34V131L35 130H37L38 129V127ZM42 126V123H41V125H40V127L39 128H42L41 127ZM98 125H96V127L95 126H93L94 128H95V130H97V133L99 132L98 130H100L99 129V126L97 127ZM243 126H244V124H243ZM34 127H35V125H34ZM62 128V127H61ZM64 128V127H63ZM94 128H93V130H94ZM96 128H98V129H96ZM25 129V130H24ZM65 129V128H64ZM72 129V128H71ZM105 129V128H104ZM65 130H67V134L65 135V136H67V135H71V133H70V129L68 130V129H65ZM75 130V129H74ZM74 130H71V132L73 133V134H75V132L76 131H78V129H76L75 131ZM92 130V129H91ZM94 130V131H95ZM103 130V129H102ZM25 131V132H24ZM33 131V132H34ZM68 131H69V133H68ZM121 131V130H120ZM120 131H118L119 132V134L121 135H123V133H125V132H123V131H126V129H124V130H122V133H120ZM59 132V131H58ZM100 132H102L101 130H100ZM55 133V132H54ZM61 133V134H60ZM60 133H57V136L59 137V135H60V139L61 140H66L65 138H67V137H65L64 135L62 136V134L64 133V131H63V133H62V131L60 132ZM66 133V132H65ZM77 133V135H78V133L79 132H76ZM93 133H96V132H93ZM103 133V132H102ZM101 133V134H102ZM59 134V135H58ZM99 134V133H98ZM100 134V135H101ZM112 134H113V132H112ZM5 135V134H4ZM3 135V137L1 136L0 138H1V140H0V142L2 143H0V151H5L6 149H10L9 147H13V142H14V140H13V142L11 143V142H9L8 141V139L5 137ZM120 135H117V136H119L120 137ZM53 136V135H52ZM55 136H56V134H55ZM106 136V135H105ZM108 136V135H107ZM260 138H259V137ZM58 137H55L56 139H58ZM68 137H70V136H68ZM74 137V139H71V142H73L72 140H75L74 142H76L77 141V138L75 139V136H72V138ZM78 137V136H77ZM224 137H226V136H224ZM253 137V136H252ZM261 135H257V136H255V137H253L252 138V140L251 141H255V140H257L256 142H257V144H261L262 143V145H263V142H261ZM3 138H6V142H5V139L3 140ZM30 138V139H29ZM54 137H53V140L55 139ZM106 138V137H105ZM110 138V137H109ZM222 138H223V135H222ZM79 139V138H78ZM224 139V138H223ZM260 139V140H259ZM67 140H69V139H67ZM96 140V139H95ZM94 140V141H95ZM108 140V139H107ZM109 140H111V139H109ZM108 140V142L110 143L111 141H109ZM174 140V139H173ZM172 140V141H173ZM226 140V139H225ZM262 140H263V138H262ZM4 141V142H3ZM8 141V142H7ZM79 141V140H78ZM97 141V140H96ZM95 141V142H96ZM125 141V140H124ZM107 142V141H106ZM105 142V143H106ZM107 142V143H108ZM121 142H122V140H121ZM178 142V141H177ZM177 142L175 141V144H177ZM255 142V143H256ZM9 143V144H8ZM11 143V144H10ZM78 143V142H77ZM82 143V142H81ZM89 143H91V144H93L94 142H89ZM88 143V144H89ZM100 143V142H99ZM103 143V142H102ZM113 143V142H112ZM112 143L111 144H107L108 146L107 147H105L104 148V154L106 153V154H108V156L110 155V153H112V152H108V151H111V149H112ZM173 143V142H172ZM244 143H246V141L244 142ZM243 143V144H244ZM248 143H250L251 144V142H248ZM6 144H8L7 146H6ZM16 144H15V146H16ZM69 144H70V142H69ZM95 144H97V143H95ZM181 144V143H180ZM180 144H179V146H180ZM11 145V146H10ZM78 145V144H77ZM76 144L75 145H73V143H71L70 144V146H69V148H70V150H72L73 148H75L76 149V147H74V146H77ZM84 145H86V143L85 144H82V146L84 147ZM94 145V144H93ZM98 145V144H97ZM97 145L95 146L97 149H92V152H93V150H99L98 149V147H97ZM102 145H104V144H102ZM106 145V144H105ZM183 145V144H182ZM247 145V144H246ZM261 145V146H262ZM81 146V147H82ZM178 146V147H179ZM243 146V145H242ZM241 146V147H242ZM244 146H245V144H244ZM17 147V146H16ZM16 147H14V148H16ZM88 147H89V145H87V147L85 148L84 147V149H88ZM91 147H93L92 145H91ZM91 147H89V149L91 148ZM114 147V146H113ZM246 147V146H245ZM245 147H242V148H245ZM6 148V149H5ZM26 148V147H25ZM69 148H68V150H69ZM72 148V149H71ZM79 148H80V144H79ZM102 148V147H101ZM246 148H248V147H246ZM245 148V149H246ZM252 148V147H251ZM251 148H249L250 150H251ZM2 149V150H1ZM16 149H18V147L16 148ZM103 149V148H102ZM101 149V150H102ZM113 149H115V148H113ZM182 149H184V148H182V146H181V148H179V152H177V155H178V157H180L179 155H181V153H184L185 152V150H184V152H182L183 150ZM248 149V150H249ZM19 150V149H18ZM101 150H99V151H101ZM242 150H244V149H242ZM247 150V149H246ZM245 150V151H246ZM249 150V151H250ZM254 150V149H253ZM73 151V150H72ZM76 151H78V149L77 150H75V155L77 156V158H78V152H77V154H76ZM87 151V150H86ZM244 151V152H245ZM89 153H90V151H88ZM92 152H91V155L90 156H92L93 154H92ZM95 153H96V151H94ZM93 152V153H94ZM102 152V151H101ZM71 153H72V155H71ZM87 153V152H86ZM249 152L247 151V153L245 152V154H248ZM0 154H1V152H0ZM74 154V152H71L70 151V161H69V158H68V161H69V163H71V162H73V164H74V162L76 161V156L75 155H73ZM99 154H100V152H99ZM98 154V155H99ZM103 154V153H102ZM101 154V155H102ZM185 154V153H184ZM96 155V154H95ZM97 156V155H96ZM105 156V155H104ZM75 157V158H74ZM105 157H107V156H105ZM104 157V159L102 160V161H99V162H97V164L96 163H94V165H93V163H91L92 165H91V167H88L87 166V168H84L85 167V165H84V169H82V171L84 170V172H82L83 173V177L84 178H82V176H81V178H78L77 176V178H78V180L80 179L81 180V183H79V181H78V184L76 185V187H78L79 186V193H81L80 195H82V194H84L82 197L83 198H85L84 196H86L85 194H87V191H88V188L89 187H87V185H91V183H93L94 181H97L98 182V180H104L105 181V183L104 182H102L101 181V187L105 190V191H107V189L109 188V186L110 185H112V183L114 182H116V180L115 179H117V178H119V175H120V173L123 171V169L120 167V169L122 170H120L119 168H116L115 166H114V164L115 163H113L114 161H111L110 160V158L109 159H106ZM0 158H1V156H0ZM72 158V159H71ZM73 158H74V160H73ZM2 160L3 159H0V161H1V164L3 165L4 163H5V161H3L2 162ZM5 160V159H4ZM73 160V161H72ZM78 160V159H77ZM140 161V162H139ZM138 161V163H136L137 164V166L139 165L140 166V164H142V162H141V159ZM180 161V160H179ZM143 162H144V160H143ZM19 164L21 163V162H18ZM76 164H77V161L75 162ZM81 163V162H80ZM1 164H0V166H1ZM7 164V163H6ZM72 163H71V165H73ZM79 164V163H78ZM84 164V163H83ZM43 165H46V167L48 166L45 162H43ZM87 165V164H86ZM143 165V164H142ZM4 166H5V164H4ZM117 166V165H116ZM17 167L18 168H20L21 167V165H17ZM44 167V166H43ZM142 167V166H141ZM144 167V166H143ZM157 167V166H156ZM159 167V166H158ZM45 168V167H44ZM48 168V167H47ZM170 168V167H169ZM49 169V168H48ZM138 169V168H137ZM143 169V168H142ZM159 169H160V167H159ZM158 169V170H159ZM65 170V169H64ZM139 170V169H138ZM141 170V169H140ZM48 174V173H47ZM54 174V173H53ZM221 174H222V172H221ZM221 174H220V176H221ZM223 174H224V172H223ZM223 174H222V176H223ZM56 175V174H55ZM55 175H54V177L53 178H50V177H45L46 178V180L43 178H34V179H31V180H29L28 181V183H30V181H31V188L30 189H28L29 187H27L25 190L23 189V191H25L24 192V194L23 195H21L20 193L22 192H20L19 191V193H18V195H20V196H18L17 197V195H15V197L16 198H18L16 201L19 203H17V202H13V201H15L14 199L15 198H13V199H10V201H12L13 203H14V205L16 206V204L15 203H17L19 206L18 207H15V206H13L12 205V202H10L11 203V206H12V208H11V206H10V208L11 209H14V210H17L21 205H25V204H27V203H30V202H34V203H36L37 205H38V207H40V209H41V211L43 212V211H45V209H46V211H47V208L50 206V207H53L54 206V204H56V203H58L57 205H59V203H60V201L62 200V198H61V200H60V197H62V195H64V191L63 190H65L64 188H66V187H63L62 185H58V182L60 181L58 178H57V176L55 177ZM47 176H52V175H47ZM204 176H205V174H204ZM203 175H202V177L203 178H207V177H204ZM221 176V177H222ZM30 177V176H29ZM28 177V178H29ZM44 177V176H43ZM75 177V178H76ZM27 178V179H28ZM31 178V177H30ZM29 178V179H30ZM56 178V179H55ZM71 178H72V176H71ZM74 178V180L75 181H73V182H76V179ZM58 179V180H57ZM82 179H84L85 181L82 183ZM200 179V178H199ZM66 180V179H65ZM206 180V179H205ZM58 181V182H57ZM203 180H201V182H202ZM9 182H11V181H9ZM57 182V183H56ZM71 182V181H70ZM200 182V181H199ZM67 183V182H66ZM66 183H63V184H66ZM72 183V182H71ZM70 183V184H71ZM95 183V182H94ZM93 183V184H94ZM100 183V182H99ZM104 183V184H103ZM113 183V184H114ZM55 184H57L58 186L57 187H60V190L56 187V185ZM84 184V185H83ZM87 184V185H86ZM106 184V185H105ZM18 186V185H17ZM17 186H16V188H17ZM65 186H67V185H65ZM104 186V187H103ZM70 186H68V188H69ZM76 187L74 186V188H75V190H76ZM91 187V186H90ZM100 187V188H101ZM107 187V188H106ZM111 187V186H110ZM19 188V187H18ZM18 188H17V191H18ZM67 188V189H68ZM72 188V187H71ZM71 188H69V189H71ZM28 189V190H27ZM58 191H57V190ZM67 189H66V191H67ZM102 190V189H101ZM108 190H110V188L108 189ZM77 191V190H76ZM105 191H98V193H97V196H99L100 197V193L102 194L101 195V197L100 198H98L97 200H98V202L99 203H101L102 204V206H104V208L105 209H103L102 207H100L99 206V203H98V206L101 208V211L103 212H101V214H102V223H103V226H104V229L106 230H108V229H110V230H108L109 232L110 231H113L112 230V228L114 227V225L115 224H113L114 223V221H113V219L111 220V218H114V217H112L113 215H115V213L114 212H116L117 213V209H119V204H118V202H120V201H118V199H114L115 198V196H114V198H110V197H112V196H110V195H108L109 193V191L106 193ZM149 191V190H148ZM100 192V193H99ZM104 192V193H103ZM17 193V192H16ZM91 193V192H90ZM90 193H88L87 195H89ZM106 193V194H105ZM152 193V192H151ZM58 194V196L56 197V195ZM62 194V195H61ZM66 194H67V192H66ZM65 194V195H66ZM99 194V195H98ZM104 194H105V196H110L109 198L108 197H105L104 196ZM149 194V195H148ZM60 195V196H59ZM68 195V194H67ZM147 197H141V198H139L138 196L136 197L137 199L139 198V200H137V201H135L134 203L135 204H137V205H140L139 206V208L138 207H136L134 210H136V211H134V210H132V215L131 214H128V213H126L127 214V216L129 217L130 215L132 216H130V218H134L137 222H140L141 220H147V221H153L154 219L155 220H158V218H160V216L161 215H164L165 213H166V210H167V208H168V206L170 205V202L171 201H169V200H164L163 201V203H158V205L157 206H155V202H158L157 200H159L160 202H161V200L159 199V197L160 196H156L155 194V196H153V194H150V192L149 193H147V194H145ZM0 196H2V195H0ZM70 196H72L71 194H70ZM92 196V194H90V197ZM14 197V196H13ZM19 197H21V198H19ZM78 197V196H77ZM87 197H89V196H87ZM89 197V198H90ZM104 197V198H103ZM74 198V197H73ZM73 198L71 197V199L73 200ZM79 198V197H78ZM95 198V197H94ZM108 198V199H107ZM59 199V200H58ZM64 199H66V201H68V200H70V197H69V199L68 198H63V200ZM68 199V200H67ZM81 199V198H80ZM105 199V200H104ZM114 199V200H113ZM19 200V201H18ZM72 200H70L71 202H72ZM92 200V199H91ZM95 200V202H97V200L96 199H94ZM94 200H93V202H94ZM109 200V201H108ZM111 200V201H110ZM118 202H117V201ZM70 201H68V202H70ZM89 201V200H88ZM103 201V202H102ZM106 201H108V203L106 202ZM114 201H116V202H114ZM150 201H154V203L155 204H153V206H155L156 208L154 209V207H153V209L152 208H150V207H152L151 205L149 206V204L148 203H150L151 204V202ZM61 202H63V201H61ZM64 202H65V200H64ZM63 202V203H64ZM70 202V203H71ZM94 202V203H95ZM114 202V203H113ZM137 202V203H136ZM115 203L117 204V206L118 207H116V205H115ZM4 205H5V203H3ZM3 204H1L0 203V205H3ZM62 204V203H61ZM60 204V205H61ZM65 204H69V203H64V205ZM104 204V205H103ZM123 204V203H122ZM10 205V204H9ZM95 205H97L96 203H95ZM121 205V204H120ZM62 206V205H61ZM106 206H108V208L106 207ZM135 206V205H134ZM133 206V207H134ZM2 207V206H1ZM55 207H57L56 205H55ZM132 207V206H131ZM132 207V208H133ZM3 208V207H2ZM57 208H59V207H57ZM60 208H62V207H60ZM130 208V207H129ZM39 209V210H40ZM44 209V210H43ZM54 210H55V208H53ZM52 208H51V210H53ZM128 209V208H127ZM50 210V209H49ZM50 210V211H51ZM138 210H140V211H138ZM9 211H10V209H9ZM40 211V212H41ZM126 211V210H125ZM129 212H130V210H128ZM157 211V214H159V215H157V214H154V212H156ZM12 212H14L13 210H12ZM42 212L40 213V214H42ZM7 213H9V212H7ZM11 213V212H10ZM15 213V212H14ZM47 213H49V211L47 212ZM53 213V215H55L54 214V211L53 212H50V214H52ZM104 213L106 214V215H104ZM107 213H109V215H107ZM45 214L46 213H44V214H42L44 217H46L45 216ZM112 214V215H111ZM198 214V215H197ZM197 217L199 218V219H205V215L201 212H197ZM12 215V214H11ZM41 215V216H42ZM52 215V216H53ZM100 215V214H99ZM111 215V216H110ZM48 216H50L49 214H48ZM110 216V217H109ZM153 216H155V218L153 217ZM5 217V216H4ZM3 217V219H4V221H5V218ZM51 217V216H50ZM48 218V217H46V219L44 220V224H46L45 222H47V223H49L48 225L46 224V225H42V227H41V225H39V226H37L38 227V229L39 230H46V232H44V233H46V236H47V232L48 231H52V232H49V234H55V230H57L56 231V233H59V229L58 228H60L61 229V227H63L64 225L63 224H65L64 222H63V224L61 223V220H60V224L58 223V222H56V220H54V218L52 219V217L51 218ZM57 217H59V216H57ZM104 217V218H103ZM153 217V218H152ZM158 217V218H157ZM61 218V217H60ZM3 219H2V221H3ZM56 219V218H55ZM42 218H41V222H42ZM74 220V221H73ZM72 221L70 220L69 222H73V224L72 225H74V226H72V227H75L76 225L75 224H77V227L80 225V223L78 224L76 221H75V219H73ZM97 220H99V222H100V219H97ZM96 220V221H97ZM58 221H59V218H58ZM143 221V222H144ZM68 222V224H67V226L68 225H70V223ZM4 223L7 225V227L9 226V227H11L10 229H12L11 231H13V229H14V224H13V222L12 221H7V222H3V225H4ZM8 223V224H7ZM9 223H11V225L9 224ZM147 223H149V222H147ZM13 224V225H12ZM40 224V223H39ZM58 224V225H57ZM101 224V223H100ZM100 224H98L97 225V227H99L100 226ZM5 226V225H4ZM16 226V225H15ZM46 228V229H44V227ZM47 226V227H46ZM56 226H59V227H57V228H55ZM61 226V227H60ZM66 226V227H67ZM71 226V225H70ZM7 227L5 228V230L7 231L6 232V234L10 231V230H7ZM9 227H8V229H9ZM13 227V228H12ZM31 227V226H30ZM33 227H35V226H33ZM32 227V228H33ZM69 227V226H68ZM80 227H81V225H80ZM40 228H42V229H40ZM100 228H102L101 226H100ZM99 228V229H100ZM63 229V228H62ZM66 229V228H65ZM65 229H63V230H60V231H64ZM104 229L102 228L101 230L102 231H104ZM113 229H115L114 231H116L117 229H118V227H114ZM2 230V229H1ZM1 230H0V232H1ZM16 230H17V228L13 231L14 232V234H15V236L17 237V235H16V233H18V232H16ZM33 230H34V228H33ZM107 230H106V232H107ZM4 231V230H3ZM66 232L65 233H67V231L68 230H65ZM118 231V230H117ZM119 231H120V229H119ZM13 232L11 233L12 235H13ZM16 232V233H15ZM105 232V231H104ZM41 233H43V232H41ZM3 234H5V233H2V237H1V233H0V238L2 239L1 241V243H0V246L1 245H3V246H5V247H7V246H9L10 244H11V241L13 240V239H11V241L9 240V239H7ZM5 234V235H6ZM9 234V233H8ZM59 234H61V233H59ZM45 235V234H44ZM56 235V234H55ZM62 235H64V232L62 233ZM8 236H10V235H8ZM50 235H48L47 237L48 238H53V237H49ZM54 236V235H53ZM57 236H58V234H57ZM13 237V236H12ZM18 237H19V235H18ZM61 237H63V236H61V235H59L58 236V241L60 240V238ZM6 239H7V242H6ZM16 239H18V238H16ZM16 239H14V243H13V246L15 245V247H17V249H18V251H17V249H16V251L14 250V248L15 247H12V254H14L15 252H18V253H16L17 255H19L20 256V254L22 255V253L23 252H25L24 250H26V246H27V244H25L24 242H23V240L20 238V241L18 242V241H15ZM62 239V238H61ZM9 240V241H8ZM21 240H22V242H21ZM49 240V239H48ZM53 240H54V238H53ZM51 241H52V239H51ZM51 241H50V243H51ZM55 241V240H54ZM61 241V240H60ZM59 241V242H60ZM5 242L7 243V244H5ZM13 242V241H12ZM16 242V243H15ZM10 243V244H9ZM19 243H22V244H25V246L23 245V248H25L24 250H23V248L22 247H20L18 244ZM88 243H90V242H88ZM29 244V243H28ZM55 244V243H54ZM59 244H61V242L59 243ZM18 245V246H17ZM32 246H33V244H31ZM56 245H57V247H56V249L58 248V243H56ZM62 245V244H61ZM28 246H30V245H28ZM32 246H30L29 248H30V250L32 249L31 247ZM5 247H2L3 249L5 248ZM10 247V246H9ZM19 247H20V249H19ZM53 247V246H52ZM62 247V246H61ZM21 248H22V251H21ZM11 249V248H10ZM2 250V249H1ZM19 250L22 252H19ZM58 250V249H57ZM96 254H98L99 255V258H98V261H100V260H102L103 259V257H107L106 255H109V253L105 250V247L103 246V245H100V246H98L96 249ZM14 251V252H13ZM54 251V250H53ZM121 252H123L122 250H120ZM16 254H14V255H16ZM55 253H53V255H54ZM114 254H115V256L113 257V259L111 258V260L114 262L113 264H117V263H120V259L122 258L121 256H119V254H120V252L117 254L116 253V251H114ZM17 255L15 256V259H16V257H17ZM53 255H51V256H53ZM18 256V257H19ZM51 256H49V257H51ZM13 258H14V256H13ZM18 259V258H17ZM89 259V258H88ZM45 260V259H44ZM15 261H17V260H15ZM16 264H32L29 260H25V261H23L22 259H18V261L17 262H15ZM9 264V263H8Z\"/></svg>",
  "mask_w": 264,
  "mask_h": 264
}]
</instances>
